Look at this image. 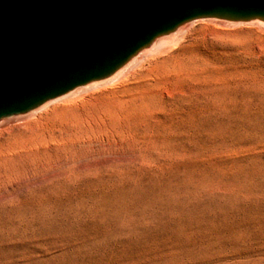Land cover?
<instances>
[{"label":"rangeland","instance_id":"rangeland-1","mask_svg":"<svg viewBox=\"0 0 264 264\" xmlns=\"http://www.w3.org/2000/svg\"><path fill=\"white\" fill-rule=\"evenodd\" d=\"M164 40L0 125V264H264V25Z\"/></svg>","mask_w":264,"mask_h":264},{"label":"water","instance_id":"water-1","mask_svg":"<svg viewBox=\"0 0 264 264\" xmlns=\"http://www.w3.org/2000/svg\"><path fill=\"white\" fill-rule=\"evenodd\" d=\"M197 20L264 25V0H0V124L110 80Z\"/></svg>","mask_w":264,"mask_h":264},{"label":"bare ground","instance_id":"bare-ground-1","mask_svg":"<svg viewBox=\"0 0 264 264\" xmlns=\"http://www.w3.org/2000/svg\"><path fill=\"white\" fill-rule=\"evenodd\" d=\"M198 21V20H197ZM194 23V22H193ZM166 40V39H165ZM165 40H164V38H162V39H159V40H157V42L154 44V46L149 50V51H147V52H145V53H143V54H141V55H139L137 58H135L132 62H131V64L129 65V66H127V68L126 69H124L123 71H121V72H119V73H117L114 77H112L110 80H108V81H112L113 79H117V78H120L121 76H123V75H125V74H123L124 72H126V71H128L129 69H131L132 70V67L133 68H137L139 65L138 64H140L141 65V63L142 62H144V60L148 57V55H151V54H153V53H155V52H158L164 45H166L165 44ZM168 40V39H167ZM167 40H166V42H167ZM141 60H143V61H141ZM136 65H138V66H136ZM135 66V67H134ZM128 73V72H127ZM107 82V81H106ZM106 82H103V83H106ZM101 85V83H95V84H91V85H89L88 87H86V88H93V87H96L97 85ZM100 87V86H99ZM97 88V87H96ZM94 89V88H93ZM88 90V89H87ZM81 91L82 90H76V91H74V92H72L71 94H69V95H73L74 93H76V95L77 96H79L80 94H81ZM170 91V90H169ZM168 92V91H167ZM82 94H83V92H82ZM169 94V93H168ZM69 95H67V96H69ZM66 97V96H65ZM64 98V97H63ZM62 99V98H61ZM58 100H60V99H58ZM57 101V100H56ZM45 107H47V105L45 106ZM45 107H43V108H45ZM42 108V109H43ZM41 109V110H42ZM40 111V110H39ZM34 114V113H33ZM98 121V120H97ZM6 123H8V121H6V122H3V123H1L0 125H4V124H6ZM100 130V129H99ZM111 130V129H110ZM99 135V134H98ZM101 138V137H100ZM98 142H102L101 144H99V145H97V143ZM37 143V142H36ZM88 149L86 150V153H87V155L86 156H89V152H91V153H93L94 155L93 156H99V155H101V154H103V153H105V144H104V141L103 140H100V139H92V140H90L88 143ZM33 151V150H32ZM33 153V152H32ZM55 157V156H54ZM62 167H63V163L60 161V160H58V159H55V160H52V161H50L49 163H48V165L46 166V168H45V170H47V172H55V171H58V170H60V169H62Z\"/></svg>","mask_w":264,"mask_h":264}]
</instances>
